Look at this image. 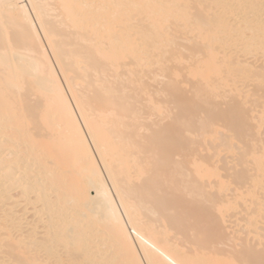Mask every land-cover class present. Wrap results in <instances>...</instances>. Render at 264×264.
Segmentation results:
<instances>
[{"label":"bare ground","instance_id":"1","mask_svg":"<svg viewBox=\"0 0 264 264\" xmlns=\"http://www.w3.org/2000/svg\"><path fill=\"white\" fill-rule=\"evenodd\" d=\"M258 54L264 0H0V264H264L227 228L264 206Z\"/></svg>","mask_w":264,"mask_h":264},{"label":"rangeland","instance_id":"2","mask_svg":"<svg viewBox=\"0 0 264 264\" xmlns=\"http://www.w3.org/2000/svg\"><path fill=\"white\" fill-rule=\"evenodd\" d=\"M190 45V44H189ZM189 47V46H188ZM192 47V46H191ZM259 55V54H258ZM261 55V54H260ZM260 55L258 56V60L256 59L257 57H252V56H250V55H248L247 56V58H246V61H248V62H255L256 60V62H257V64L259 63L260 64V62H264L261 58H259L260 57ZM190 61V60H189ZM189 61H185L184 62V65H183V67L181 68L182 70H183V73L185 72L184 70H187V69H185L187 66H189L188 65V63H190ZM192 62V61H191ZM191 64V63H190ZM187 65V66H186ZM190 67V66H189ZM184 68V69H183ZM181 70V71H182ZM254 70V69H253ZM186 73V72H185ZM251 74H253V76H254V74H256V73H250V75H249V77H246V78H244V79H238V80H236V82L238 83V84H240V85H242V88H243V90L246 92V94L248 95V97H246L244 100L242 99V97L241 96H239V97H235V98H237V101H233V104H235V103H237V102H240V103H242L243 104V102L245 103V106H246V114L248 115V116H250L251 117V119L253 118V117H260V116H262V117H264V90L262 89H258V83H256V79L255 78H253V77H251L252 75ZM146 80H148V79H146ZM232 82H235L234 80H232ZM151 89H152V87H151ZM222 92V95L224 94V91H221ZM253 93H255L254 95H252ZM242 94V93H241ZM221 95V96H222ZM234 95V94H233ZM232 95V96H233ZM227 96H229L230 97V95H228L227 94ZM235 96V95H234ZM233 96V97H234ZM255 98H257V102L255 103ZM227 100L229 99L228 97L226 98ZM253 99V100H252ZM248 100H250L249 102H248ZM219 104H220V109L223 111H227L231 106H228V104L227 105H223V103L224 102H222V100L221 99H219L218 101H217ZM232 102V101H231ZM239 104V103H238ZM232 105V104H231ZM233 106V105H232ZM221 111V112H222ZM252 124L254 125L255 124V121H252ZM222 125L223 124H219V126H221V128H222ZM220 131V130H219ZM220 132H224L225 134L227 133L225 130H221ZM257 132L259 133V134H261V136L263 137V139H264V124L260 127V128H258L257 129ZM212 139H213V141L214 142H212ZM218 139V140H217ZM262 139V141H264ZM216 140V141H215ZM260 140V139H259ZM221 141V140H220ZM217 143H219V137H213V138H211L210 140H208L207 141V144H205V143H202V146H199L198 147V149H201V150H199V151H201L200 153L202 154L203 153V151H204V149H206V151H208V152H204L203 153V155H210V154H212V153H215V154H213V155H210V156H213L212 157V160H213V158H214V160H213V162H214V164L215 165H217V166H219L220 167V165L222 166V164H224L225 162H226V170L224 169L222 172H221V174L222 175H225L226 174V176L228 177V175L230 174V173H232L233 171L235 172V169H237V167H235V169L233 170V169H231L232 168V166L234 165L235 166V163L238 165V161H240V159H239V157H240V155H241V149L240 148H244L243 147V145H242V147H241V144H238L237 146V148H233L232 149V152H234L236 149L237 150H240V152H238V153H236V155H235V153L234 154H232V153H229V152H231V150H228V148L227 147H224L223 145V147H221V148H219L216 144ZM222 143V142H221ZM234 143V142H233ZM210 144H211V146H210ZM236 144V143H235ZM234 144V145H235ZM256 144L257 145H260V147H264V143L262 142V144H263V146H261V143L260 142H256ZM221 145V144H220ZM219 145V146H220ZM233 145V144H232ZM206 147V148H205ZM210 147V148H209ZM213 147V148H212ZM233 147V146H232ZM236 147V146H235ZM258 148H259V146H257ZM209 148V149H208ZM217 148L218 149H221V150H219V151H215V150H217ZM260 150H261V148H259ZM208 153V154H207ZM217 153V154H216ZM235 155V157H233ZM237 156H238V159L237 160H235L236 158H237ZM241 158V157H240ZM217 159V160H216ZM247 159H249L248 160V164H246L247 165V169L249 170V168L251 167H253V165H252V163H249V161L250 160H252V158H250V157H248ZM235 162H234V161ZM220 161H223V163L222 162H220ZM220 164V165H219ZM246 165L244 166V167H246ZM233 166V167H234ZM223 167H225V165H223ZM242 169H244V168H242ZM242 169H241V166H239L238 167V170H236V171H238L237 173L239 174L241 171H242ZM227 173H229V174H227ZM237 173H234L232 176H233V178H232V176H231V180H229L228 179V182L229 183H227L228 185L230 184V186H229V191L227 192V194H228V197L229 196H231L232 195V193H231V195L229 194L230 193V189H232L233 190V192L235 193V194H233V196L235 195H237L238 193H236L237 192V190H240V191H238L239 192V194L238 195H240L241 196V194H243L242 193V191H246L247 189H248V187H250L249 185L248 186H246V188L247 189H245L244 187H242V186H244V184H240V180H238V178H237V180H238V183H237V180H236V174ZM255 172H252V173H250L251 175L252 174H254ZM237 174V175H238ZM225 179H227V178H225ZM233 179V180H232ZM262 181L261 182H259L256 186H257V193L259 194V196H263V194H264V178H262L261 179ZM226 181V180H225ZM236 181V182H235ZM237 183V184H236ZM245 183H247V182H245ZM236 187H238V188H236ZM243 188V189H242ZM242 189V190H241ZM231 190V191H232ZM236 191V192H235ZM227 197V198H228ZM231 199H232V197H230ZM229 199V198H228ZM233 199H237V196L236 197H234ZM230 201H232V200H230ZM259 201H261V199H260V197L259 198H256V199H253L252 200V204H251V206H256V203L257 202H259ZM235 202H237V203H235ZM234 203H235V206H234V208L233 209H231L230 210V212H229V214H228V225H229V227H227L228 228V232H229V234H231L232 235V232H237V234H236V237H240V236H242V238H243V235H244V237L246 238V233L248 234L247 236H249V237H247L246 239V244H248V242L249 243H251V244H253L252 246H255V244H256V241L257 240H259V242L261 241L260 240V237H259V235H255V234H257V233H259L260 235H262L263 234V236H264V230L262 231V227L264 226L263 225V217H264V206H261V210H260V218H259V220H258V222H257V229H258V231L256 232V233H254L253 231H254V227H252V226H249V225H247L246 223V220H247V213L244 211L245 210V206H243V201L241 200L240 201V199H238L237 201H235ZM239 203V204H238ZM249 205V204H248ZM255 208V207H254ZM246 211H248L247 209H246ZM240 215H242L241 217H243V218H241V217H239ZM248 215H249V213H248ZM239 217V218H238ZM245 217H246V219H245ZM256 229V230H257ZM232 231V232H231ZM234 235H235V233H234ZM233 235V236H234ZM258 237H259V239H258ZM245 238H243V239H245ZM249 238H250V240H251V242H250V240H249ZM255 240H254V239ZM235 239V238H234ZM237 239H240V238H237ZM257 239V240H256ZM262 239V238H261ZM236 240V239H235ZM234 240V244L235 245H233V246H236V244L238 243V242H240V243H238L237 245H242L243 243L242 242H244L242 239H241V241L240 240H237L238 242H236ZM249 240V241H248ZM252 240H254V242H252ZM258 242V241H257ZM242 243V244H241ZM262 243H264L263 242V240H262ZM262 243H258L259 244V246H255L254 248L255 249H257V250H263V248L262 247H264V245L262 246L261 244ZM232 244H233V242H232ZM257 245V244H256ZM250 246V245H249Z\"/></svg>","mask_w":264,"mask_h":264}]
</instances>
